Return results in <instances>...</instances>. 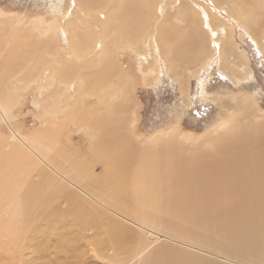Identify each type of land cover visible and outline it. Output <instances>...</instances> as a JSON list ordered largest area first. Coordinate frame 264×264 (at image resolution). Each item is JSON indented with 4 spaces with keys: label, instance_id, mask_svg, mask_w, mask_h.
Returning a JSON list of instances; mask_svg holds the SVG:
<instances>
[{
    "label": "bare ground",
    "instance_id": "obj_1",
    "mask_svg": "<svg viewBox=\"0 0 264 264\" xmlns=\"http://www.w3.org/2000/svg\"><path fill=\"white\" fill-rule=\"evenodd\" d=\"M162 1L75 0L74 7L70 5L64 15L63 28L58 21L48 24L34 20L25 26L22 19L0 13V45L9 46L12 56L21 44L43 53L34 62L31 78L42 126L36 135H24L11 126L9 105L0 96V125L10 131V136L4 138L0 130V153L4 155L0 161V238L5 239L4 243L0 241V264H27L29 256L40 258L42 264H80L85 251L95 259H111L102 264H136L149 245L129 229L132 225H156L177 237L202 243L217 253L218 260L235 257L241 251L243 256L238 257L243 260L235 258L241 263L264 264V121L254 120V96L220 99L221 108L230 113L221 114L216 128L198 143L187 139L192 142L187 144L189 147L178 135L152 139L148 144L135 136L137 128L131 125L135 116L126 100L130 79L121 59L125 49H132L145 60L149 57L147 48L155 54L160 50L170 74L174 67L180 69L179 65L185 64L187 52H195L199 41L195 27L199 24L204 29L212 28L227 41L220 54L225 74L231 80L237 79L236 86L251 78L246 53L235 48L232 29H225L216 13L201 1L190 0L178 9L176 6L173 15H167L166 2V14H158L156 6ZM211 1L228 14L232 22L226 20L231 28L235 21L250 31L264 55V39L257 42L254 38V34L264 36V0ZM171 2L173 6L179 0ZM210 11L214 16L209 23L205 15ZM164 18L169 21L166 25ZM181 24L186 28L177 30ZM60 33L64 34V45ZM158 62L156 58L154 63L159 65ZM88 69L92 72L83 74ZM184 81L180 88L187 95L189 85ZM95 87L103 90L96 91ZM75 97L80 101L79 108ZM205 97L206 92L207 100ZM74 109L81 116L79 131L86 128V136H95L89 143L98 164L103 165L101 173L96 172L97 163L70 164L67 157H74L66 151L67 143L61 147L64 141L71 143L74 138L71 133H63L68 112ZM97 115L96 125L102 127L100 136L97 129L90 128ZM113 119L116 124L111 122ZM63 159L68 167H76L74 177L61 166ZM134 166L138 168L131 169ZM49 171L61 181L52 179ZM62 183L80 193L84 202L72 193L64 195L65 191L58 196V188L65 186ZM159 215L195 225L210 234L213 231L234 249L210 240L203 243V239L192 236L195 233L162 222ZM35 242L40 243L36 246ZM52 249L57 250L55 259L46 254ZM170 252L171 248L160 247L139 264H167L164 256ZM174 257L171 264H226L182 250Z\"/></svg>",
    "mask_w": 264,
    "mask_h": 264
},
{
    "label": "rangeland",
    "instance_id": "obj_2",
    "mask_svg": "<svg viewBox=\"0 0 264 264\" xmlns=\"http://www.w3.org/2000/svg\"><path fill=\"white\" fill-rule=\"evenodd\" d=\"M171 1L172 0H164L161 2L162 4L160 3L158 7L156 6V8H158L157 13L159 14L158 11H163L162 14H166L164 4L168 2L167 15H173L175 13L174 11L176 6V8L178 9L179 5H184V3L186 4L190 0H179V3H175L173 6L169 5V3H172ZM199 1H201L200 4H205L207 7L210 8L211 11H213L219 16L218 18H220L221 23L224 24L225 27H227L225 29H227L228 31L232 29V42L236 45L235 48H237L239 51L246 53L245 55L249 63L248 66L249 71L251 73V78L249 79V81H244L238 86H236V84L234 83L235 78L231 80V78H229L225 74V70L223 69L224 62L222 61V56L220 52L222 50V47L227 45L225 43L227 41L224 42L223 39L218 37V35L213 31L212 28L206 27L204 29L200 27L199 24H197L195 27V30L197 29L195 36L196 38L198 37L197 40H199L197 41V47L195 48V52L193 54L187 52L186 55L188 57L186 62L189 61V63L186 64L185 62V64L179 65V67L182 68H180L181 70L178 67H174L170 74L168 66L164 65V62L160 56V50H158L155 54L154 50H150V52H148L147 48L146 52L147 55L149 54V57L148 60H145L143 56L136 54L135 51H133L132 49H130V51L129 49H125V52L121 54L122 63L124 65L123 69L125 70V73L130 79L129 84L130 81L132 82L130 85H127V91L129 92L126 91V100L128 101L130 109H132V112L134 113L133 116H135V118L133 119L134 122H131L132 127L136 126L137 128V134H135V136H140L141 140H143L142 143L144 144H148L149 142H151L152 139L155 141L164 136L167 137L168 135H178L179 140L183 143L185 141L186 144L184 143V145L186 146H188L187 144L189 143L192 144V142H194V144L198 143L199 140L204 139L206 136H208L207 132L209 130H214L216 128L215 125L219 124L221 114L227 115L230 113L228 109L221 108L222 106L219 105L220 99L226 101V99L229 97L254 96V101L256 103L255 105H257V107L255 106L256 113L254 116V120L257 119L261 122L264 121V55L259 51L257 43L252 39V35L247 28L239 26L238 23H236L235 21H233L231 28L227 20L231 22L232 20L225 11L218 9L211 0H198V3ZM74 2L75 0H0V13L6 16H12L15 19H22V23H26L25 26H27L30 22L34 20L43 21L48 24H51L54 21H58L60 23V27L63 28L66 21L64 15L69 12L68 9L70 5L72 6V8L74 7ZM211 11L207 13L209 16L207 14L205 15L206 20L209 18V23L211 22V16H214L213 12ZM216 14L215 16H217ZM155 17L156 15L154 10L153 18L150 17V20L152 19V24L153 19H155ZM166 18H164L163 21L165 25L169 22L166 20ZM158 24L160 25V23ZM185 28V25L181 24V27L179 29H176L182 31ZM177 30L176 34L179 36ZM198 30H201V33L203 31L204 35L200 34ZM197 32L199 34H197ZM200 35L203 36L202 41ZM60 36L62 40L61 43L62 45H64V41H66L64 38V34L60 33ZM254 36L257 42H260L264 39V36H259L258 34H254ZM176 40L178 41L179 38H177ZM200 41L202 43H200ZM1 44H3V42ZM4 45H0V96L4 98L6 100L5 101L3 99L5 103L9 105L8 108L10 110L12 123L11 126H13L14 129L20 131L24 135H36L41 130L42 126L41 122H39V109L37 106H35L34 103L35 82L31 78H33L32 74H34V62L43 53L34 51L33 48H31V46L29 45L21 44V46H19L21 48V51L18 48V52L14 53V56H12L10 54L9 46L5 47ZM197 55H199V58L197 57ZM192 57L197 58H195V60L193 61H190L189 58ZM153 58L155 60L157 58V60L159 61L158 64H160H155V60L151 62ZM142 61H146V64L144 62L143 65L145 66L144 68H142L143 66H140V63ZM184 65L187 67L185 68ZM176 66L178 65L176 64ZM141 69L149 76L147 77L146 74L144 75ZM183 69L184 71L181 72ZM88 70L89 71L87 72L84 71L83 74L92 72V70ZM242 75L243 73H241V77ZM171 76L173 78H171ZM146 79L148 80V82ZM184 80L188 81L189 85L187 95L182 93L180 88V83L182 81L185 82ZM32 81L33 83H30ZM235 81H237V79ZM94 89L96 91L99 90L100 92L101 90H103V87H95ZM205 92V98H207V100H204ZM75 98L77 100L78 97ZM72 100L73 101L71 102L74 103V99ZM65 103L67 102L65 101ZM76 105L78 108L80 107L79 100H77ZM76 105L73 104V107L77 108ZM66 109L68 110V107ZM98 116L99 115L95 117L96 119L93 118V123L90 128L97 129L98 135L100 136V134L102 133V130L100 129L102 127H97L96 125V122H98L99 120ZM79 117L81 116L78 114V110L76 109L70 110L68 112V115L65 119V124L67 125V128L65 130L63 129V133H71L74 138L72 139L71 143H68L64 141V137L62 135V139L65 143L63 142L64 144L62 143L61 147L63 145L65 146V144L67 143L65 146L67 148L66 151H69L70 155L74 157L73 160L67 157V161L72 165H78L80 163H84L85 165H90V163L98 164L99 162L95 157L96 152L92 151V146L89 143V140L92 137V139L95 140V136L93 134H91L90 136H86V128L81 129V131H79ZM88 118H91V116ZM115 120L113 119V121L111 120V122L116 124L117 120ZM54 127L56 129H59L57 125ZM51 128V132L55 134V129H53L52 126ZM0 130H2L1 137L7 138L10 136V131L5 125L1 124ZM187 139H190V141L192 142L186 141ZM2 140L4 141L3 138ZM201 142L199 146H201ZM204 145L206 146V144ZM90 146L91 151L89 152ZM98 149L95 151H98ZM1 155L2 154L0 153V156ZM3 156L4 155L0 157V161H2ZM64 160L65 159L61 161L59 160L61 166L63 165L62 167L65 170L71 172V177H74V170L76 169V167L72 168L71 165L70 167H68L67 163H65ZM65 166L67 168H65ZM102 167L103 165L98 164L96 172L101 173ZM134 168L138 167L134 166L131 169ZM49 174L52 179H56L58 183L61 181V179L59 180L56 175L54 177V174L52 172L49 171ZM36 180L38 181V178H33V181ZM56 180L55 183L57 184ZM53 181H51V183H53L54 185L55 183ZM58 185L56 186V188L54 187L55 190H57ZM60 188H58V193L54 189H51L50 192H52L53 194L57 193V195L61 197L63 196V191H65V193L63 192L64 195L66 193H72L76 195L78 199L82 202L83 198L81 197V194L76 193V191L69 184L65 186L62 185V188ZM52 190L55 191V193ZM109 192H111L110 189ZM111 195H114V193L111 192ZM65 205H63L64 207L62 206V208H65ZM159 217L160 220L164 223L169 222V225H175L178 227L181 226L180 228L184 229L183 232L185 231L189 233H195V235L192 236L198 239H203L201 240V242L203 243L215 241V245H219V243H221L219 245L220 247L225 246L229 249H234L233 247L228 246L226 242H224V240H222L221 238H217L215 232L213 231H211L210 234L207 231H203L200 228H197L195 225L182 223L180 221L178 222L177 219L174 220L170 219L169 217L163 218L161 217V215H159ZM7 220L8 218L4 219V223L7 222ZM129 229L136 235L143 237L146 244L149 245L148 251L145 253V256H142V258L137 260L136 264L142 263L144 259H146L147 255H149L156 249H160V247L171 248V252L164 256V261H166L167 264L172 263L173 259L175 258L174 253L179 250H182L187 253H193L196 257H207L209 259L212 258V260L221 261L226 264H248L245 262L241 263L242 261L240 260L243 259L238 257L239 255L243 256L241 251H235L237 252V254H234L236 256L232 258L229 257L228 259L226 258L225 260L228 261H222L221 257L218 260L216 259L217 253L214 250L206 247L204 244L199 243L197 241L192 242V240L188 241L187 239H183V237L181 236L177 237L176 234L173 233L174 235H172V233H170L168 230L163 229L162 227H158L156 225H146L140 228L132 225ZM2 239L0 241L3 242V240L5 239ZM120 240L123 241L124 238L121 237ZM39 243L40 242H35V245ZM125 243L126 242H124L123 245H125ZM56 251L57 250L52 249L49 252H46V254L48 255V257L55 259ZM85 252L86 257L80 264H102V261L111 262L110 258L106 260L95 259L92 254H90V252L89 254L87 251ZM101 254L103 255L105 254V252H102ZM211 255L213 256L211 257ZM235 258L240 260H237ZM25 263L42 264L40 258H31V256H29V261H26ZM254 263L258 264L257 262ZM49 264L57 263L49 262Z\"/></svg>",
    "mask_w": 264,
    "mask_h": 264
}]
</instances>
